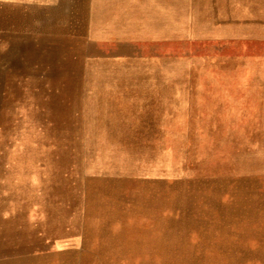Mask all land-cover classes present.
Returning <instances> with one entry per match:
<instances>
[{
  "label": "rangeland",
  "instance_id": "374dc122",
  "mask_svg": "<svg viewBox=\"0 0 264 264\" xmlns=\"http://www.w3.org/2000/svg\"><path fill=\"white\" fill-rule=\"evenodd\" d=\"M56 4L0 0V264H264V0Z\"/></svg>",
  "mask_w": 264,
  "mask_h": 264
},
{
  "label": "crops",
  "instance_id": "0c3cea01",
  "mask_svg": "<svg viewBox=\"0 0 264 264\" xmlns=\"http://www.w3.org/2000/svg\"><path fill=\"white\" fill-rule=\"evenodd\" d=\"M56 1H57V4L53 8H50L48 10H49V12H53V14H61V13H63L64 7H66V5H67V0H56ZM55 19H57V18H55ZM254 84L262 85L261 87L264 88V84H259L258 80L256 83L254 82Z\"/></svg>",
  "mask_w": 264,
  "mask_h": 264
}]
</instances>
